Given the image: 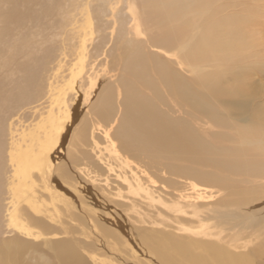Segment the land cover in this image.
I'll return each instance as SVG.
<instances>
[{"label": "bare ground", "instance_id": "obj_1", "mask_svg": "<svg viewBox=\"0 0 264 264\" xmlns=\"http://www.w3.org/2000/svg\"><path fill=\"white\" fill-rule=\"evenodd\" d=\"M121 2L122 0H115L114 4L117 5L111 9L112 16H109V20L113 30L107 35L104 31L109 26L108 21L104 22L103 26L98 23L101 25L99 27H103V34L98 35L97 39L101 42L106 36L108 37L111 46L104 49V54L111 57L109 60L111 64L121 65L119 116L111 117L114 111V99L111 90L103 86L102 95L98 96L96 105L89 108L91 117L88 115L81 117V127L79 128L78 124L77 130L74 127L78 140L83 143L87 141L86 129L88 131L90 128L93 137L94 129H98L99 125H105L106 127L103 128L105 130H101L106 140L112 141L111 137L118 139V146L122 150L130 155L142 156L140 159L163 153L168 154L166 156L172 161L187 159L195 163H209L212 173L210 170L203 173L189 167L164 166L168 172V169H171L175 175L192 178L199 185L212 184L224 189L227 186V178H225L227 172L238 177L245 176L249 183L245 190L232 187L228 197L214 204L213 209L207 208L208 213L204 215L206 217L204 219L199 217L183 219L175 215L173 219L176 222L181 220L192 223L187 227L183 225L177 227L187 235L155 229L142 231L130 243L131 249L140 254L135 257L137 264H264V126L261 128L260 125H243L236 130L235 140L239 143L236 144L237 147L233 145H228V149L218 147L211 152L212 156L208 161L205 153L211 148L207 143L195 134L191 126L183 125L179 119L169 118L157 109L155 102L146 94L148 89L157 94L158 90H155L160 86L176 101L191 107L197 105L196 109L208 115L211 121L214 120L216 123L222 118L212 107H208L210 105L206 100L212 98L211 94L218 97L223 104L226 103L229 109L234 108L239 113L241 111L244 113L248 106V96L253 90L243 88L239 99L228 101L226 96L231 94L233 87L227 85L226 89L221 90L218 84L221 82L219 74L206 73L198 76L200 69L194 67L198 70V73L193 72L197 75L195 77L197 79L186 78L171 64V59L162 57L158 52L159 49H164L163 52L174 55L172 60H176V63L187 62L186 66L191 67L198 66L199 63L213 64L224 56L225 51L235 53L244 45L262 43L264 40L262 3L220 0L208 5L207 0H138L141 14L138 19H141V28L139 26L137 31H143L144 37H139L138 32L130 37L125 30V22L117 10ZM75 3L77 0H0V234L7 225L17 224L15 213L8 214L6 225L1 216L4 210L1 202L5 193L9 191L14 200L18 201L14 189L15 176L19 179L18 191H21L23 174H31L30 169H35L41 175L42 172L47 174L52 170L54 174L51 176H54V183L58 187L62 185L63 179H68L67 168L54 165L56 158L53 153L54 145L58 143L59 138L55 135L58 130L55 125H63L61 121L63 117L65 122H73L78 118V112L82 108L81 105L70 104L73 94H69V97L66 94L73 90L74 98L80 101L79 90L84 87L83 78H78L75 86L67 81L60 84L62 75L65 74L62 72V66L68 65L67 69L71 72L70 60L68 59V63L65 60L72 43L68 42L69 35L64 29L68 25L69 14L77 8ZM124 3L131 9L130 15L134 16L136 11L134 3L131 4L130 0H125ZM107 4H110L109 0ZM225 6L227 12L222 13ZM237 6H239L238 10L231 12L229 7ZM240 12L246 17V22L241 25L242 29L238 30L240 19L236 21L233 17ZM205 18L207 20L211 18V22L207 21L203 25ZM183 23L187 25L183 26ZM136 24L138 27L139 23ZM231 35L234 40H230ZM84 69V63H81L79 72ZM214 90H218L220 94ZM71 105L72 111L66 113ZM25 109L29 110L28 118L31 120L38 118V120L36 123L28 124L33 125L28 132L20 134L17 132L18 127H21L17 114L19 116V113ZM61 110L65 113H62L63 111L59 113ZM110 125H117L112 136L109 133L111 127L108 128ZM22 146L24 149L21 148ZM111 146V150H115V145L111 144ZM81 155L83 159L88 158L85 151ZM71 157L68 155L66 158L74 165L80 163L81 160ZM7 164L12 166V170L15 168L13 174L7 172L10 176H5ZM84 188L87 196L98 195L92 190L93 188L88 186ZM57 190L61 191V189ZM191 191L193 193V190ZM127 211L129 210L125 212ZM205 219L209 220L206 224ZM30 220L33 224H38L44 232L49 231L47 223L42 219L30 218ZM210 226H216L217 230H212L213 227ZM99 228L103 233L113 235L109 229L103 226ZM32 241L31 244L35 242ZM26 244L27 240L23 241L18 236L0 239V264H24L22 258ZM49 244L54 250L52 258H56L57 262L49 259L46 264H90L71 241L61 239L50 241ZM120 250H117V253Z\"/></svg>", "mask_w": 264, "mask_h": 264}, {"label": "rangeland", "instance_id": "obj_2", "mask_svg": "<svg viewBox=\"0 0 264 264\" xmlns=\"http://www.w3.org/2000/svg\"><path fill=\"white\" fill-rule=\"evenodd\" d=\"M218 1L220 0H207V4L209 5ZM109 2L110 4L108 5L107 0H77V3H75L77 8L69 14V20L67 21L68 25H66L64 29L69 35L68 42L72 43V46L69 48V54H67L65 60L66 62L68 59L70 60L69 67H71V72L67 69L68 65L67 67L65 65L62 66V72L65 74L62 73L64 75H62L63 79L60 84L67 81L70 85L75 86L77 79L83 78L84 86L79 90L81 95L80 101L74 98L75 94L73 90H70L68 94H66L68 97L70 96L69 94H73L71 97L72 100L69 101V103L72 101L70 104L82 106L81 110H78V118L75 119L76 121L74 120L68 123L65 122V117H63L61 119L63 125H55V127H58L55 135L56 138H59L58 143L54 145L53 154L56 158L54 165H62L65 169L67 168L66 172H68L66 176L68 179H63L62 185L58 187L57 184L54 183V176H51V174H54L52 170L47 174L42 172L41 175L35 171V169H30L31 174H23L24 180L21 179L22 186L20 188L21 191L19 190L20 192L18 191L19 188L17 183L19 179L15 176L16 188L14 189H16V196L19 202L14 200L15 198L12 197L9 191L5 193V197L3 196L4 200L1 202L4 205V210L1 213V216L5 220L3 223H5V225L6 222L8 223L7 216L11 212V214L15 213L14 216L16 217L15 219H17L15 220L17 224H9L4 227L3 233L0 234V239L18 236L22 238L23 241L27 240V246L23 250L22 258L24 264H46L49 259L53 262H57L56 258H52L54 250L49 242L61 239L71 241V243L76 246L77 251L86 261H89L88 263L90 264H130L131 262V264H137L135 257L140 256V254L131 249L130 243L132 240H135L142 231L155 229L171 231L177 235H187L186 232L184 233L180 229L178 230L177 227L182 225L187 227L192 223L181 220L177 221L180 223H177L176 220L173 219L174 217L179 216L183 219L199 217L204 219L206 218L204 215L208 213V209H213L214 204L218 203L222 198L228 197L227 195L231 193L230 190L232 187L245 190L247 188L246 186H249L245 176H239V178L229 172L225 173L227 186L225 184L226 188L224 189L212 184L209 186H202L195 183L192 178L175 175L173 170L168 169V172L164 166L166 165L172 168L189 167L190 169L204 173L210 170L209 163H195L187 159L172 161L169 156V159L166 156L168 154L163 153V155L156 154L153 157L140 159L142 156H136L135 154L130 155L127 151L122 150L118 146V139L111 137L112 141L106 140L104 133H102V130H105L103 129L106 127L105 125H99L100 130H98L99 128H95L92 134L93 137L91 136L90 128L88 131L86 129L88 136V139H86L87 141L83 143L78 140L76 136L77 133L76 131L74 132V129L76 128L75 130H77V126H79V128L81 127V117L85 115L91 117L89 108L96 105L98 96L102 95L103 86L111 90L114 99V111L111 117L117 116L118 110L120 109L119 99L121 94L119 75L122 71L121 65L111 64L109 62L111 57H107L105 56L106 54H104V49H108L111 46L108 37L106 36L101 42L97 40L98 35L103 34V27L99 26H103L104 22L108 21L109 24L104 31L107 35L113 30V25L109 20V16H112L111 9L117 4H114L115 0H109ZM124 2L125 0H122L121 4H118L119 7L117 10H119L120 17L123 18L125 22V30L128 32V36L133 37L138 32L137 28H139V26L141 28V19H138L141 15L138 9L139 2L138 0H130L131 4L134 3L136 6L134 16L130 15L131 9H129ZM247 2L249 4L262 3V9H264V1L262 0H247ZM121 7L123 9H121ZM229 8L231 12H236L239 6ZM225 12H227L226 6L222 13ZM96 15L98 17H96ZM243 15L244 14L240 12L233 17L236 21L240 19L239 27H237L238 30H241V25L246 22V17ZM205 19L203 25H205L207 21L211 22V18L209 20H207V18ZM136 22L139 23L138 27ZM185 25L187 24L183 23V26ZM99 28L101 29L99 30ZM83 32L85 33L83 34ZM138 33L139 37H144L143 31ZM230 40H234L232 35L230 36ZM262 41V43L254 42L253 44L244 45L242 48L235 51V53L234 51L229 53L225 51V53H223L224 56L213 64L209 63L206 65L199 63L198 66H189L190 68L186 66L187 62L176 63V60H172L174 59L172 53H165L163 52L165 51L164 49H159L158 54L164 58L171 59V64L186 78L194 79L197 75L199 76L206 73H211L213 75L219 74L218 76L221 82L218 84L221 90L226 89L227 85L233 87L231 94L226 96L228 101H236L239 99V95L242 93L241 89L243 88L253 90V92L251 91L250 93L251 95L248 96V106L244 110V113L242 111L239 113V111L234 108L229 109V107H226V103L223 104L218 97L211 94L213 99L211 98L206 101L208 105H210L208 107H212L219 117L222 118L219 120V123H216L214 120L211 121L208 115L196 109L197 105L191 107L181 101H176V99L171 98L165 89L160 86H157L155 90H158L157 94L150 89L146 91L148 97L155 102L157 109L165 113L169 118L179 119L183 125L191 126L195 134L207 143V146L211 148L207 149L206 153L208 154L205 153V158L208 161L212 156L211 152L217 150L218 147L221 149H228V145L236 146V144H239L235 140V138H237L236 130L242 128L243 125H260L261 128L264 126V40ZM113 55L116 56V53L113 52ZM81 63H84L85 69L79 72ZM194 67L198 68V70L200 69L199 74L194 75L193 72L198 73V70L194 69ZM79 82L78 80L77 85ZM214 91L219 93L218 90ZM212 102L214 105H212ZM72 105L66 113L72 111ZM62 111L63 110L59 113ZM27 113H29V110L25 109L19 113V116L17 114V118L19 117L20 121L19 124L21 125V127H18L19 130L17 132L20 134L21 132H28L33 126L28 124L36 123L38 120V118L37 120H34V118L31 120L28 118ZM62 113H65V111ZM109 120L110 118L108 121ZM66 124L68 125L66 126ZM116 126L117 125L108 126V128L111 127L109 129L111 136ZM111 144L115 145V150H111ZM21 148L24 149L23 146ZM56 151L59 152L55 153ZM84 151L88 156L86 159L81 158V154ZM68 155H71V158H78L82 162L80 161V163L74 165L66 158ZM59 156L61 157L58 158ZM8 166V164L7 167L5 165L7 168V175L5 174V176H10L9 173L13 174L15 170V168L12 170V166H9L11 169ZM53 168L55 167L53 166ZM210 172L212 173L213 171L210 170ZM48 174H50V176H48ZM51 185L55 186L52 187ZM85 186L91 189L93 188L92 190L98 195L93 194V196H87V192L84 188ZM57 189H61V191ZM191 190H193V193H191ZM171 192L172 194H170ZM190 194L191 196H189ZM53 196H55V198ZM6 204L7 206H5ZM125 209L129 211L125 212ZM21 211L23 213H21ZM197 212L198 214H196ZM199 213L201 216H199ZM193 214L196 215L194 216ZM30 218L42 219V221L47 223L49 231L44 232L38 224H33ZM153 221L156 222L154 223ZM206 222H209V220L207 219L206 221L205 219V224ZM99 223H101V225ZM98 226L109 229L111 233L113 232L112 234L114 236L103 233ZM214 229L217 230L216 226L212 228V230ZM28 231H30V233ZM30 240L35 242L32 241L33 243L31 244ZM107 240L110 243H108ZM116 249L121 250L117 253ZM121 255L123 257H121Z\"/></svg>", "mask_w": 264, "mask_h": 264}]
</instances>
